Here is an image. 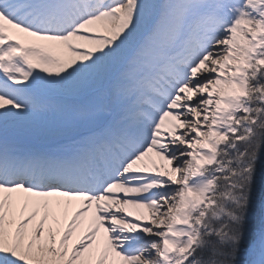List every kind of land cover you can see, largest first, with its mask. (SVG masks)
<instances>
[{
  "label": "snow or ice",
  "instance_id": "1",
  "mask_svg": "<svg viewBox=\"0 0 264 264\" xmlns=\"http://www.w3.org/2000/svg\"><path fill=\"white\" fill-rule=\"evenodd\" d=\"M0 264H264V0H0Z\"/></svg>",
  "mask_w": 264,
  "mask_h": 264
},
{
  "label": "trees",
  "instance_id": "2",
  "mask_svg": "<svg viewBox=\"0 0 264 264\" xmlns=\"http://www.w3.org/2000/svg\"><path fill=\"white\" fill-rule=\"evenodd\" d=\"M257 200H258V197H257ZM257 211V210H256Z\"/></svg>",
  "mask_w": 264,
  "mask_h": 264
},
{
  "label": "rangeland",
  "instance_id": "3",
  "mask_svg": "<svg viewBox=\"0 0 264 264\" xmlns=\"http://www.w3.org/2000/svg\"><path fill=\"white\" fill-rule=\"evenodd\" d=\"M257 211H258V209H257Z\"/></svg>",
  "mask_w": 264,
  "mask_h": 264
}]
</instances>
